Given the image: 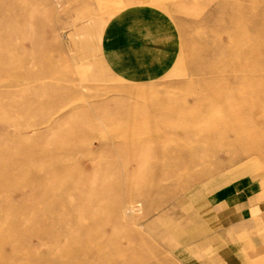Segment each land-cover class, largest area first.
<instances>
[{
	"label": "rangeland",
	"instance_id": "rangeland-1",
	"mask_svg": "<svg viewBox=\"0 0 264 264\" xmlns=\"http://www.w3.org/2000/svg\"><path fill=\"white\" fill-rule=\"evenodd\" d=\"M134 2L0 0V264H190L181 219L201 204L199 183L243 174L260 208L240 238L264 245V0L155 4L179 50L145 83L113 75L99 51L105 26L95 33ZM157 104L189 126L156 131ZM213 248L202 261L223 263Z\"/></svg>",
	"mask_w": 264,
	"mask_h": 264
},
{
	"label": "crops",
	"instance_id": "crops-1",
	"mask_svg": "<svg viewBox=\"0 0 264 264\" xmlns=\"http://www.w3.org/2000/svg\"><path fill=\"white\" fill-rule=\"evenodd\" d=\"M162 1L135 0L123 10L121 7L113 12L100 30H96L97 35L105 26L100 41V56L116 77L133 83L150 82L164 75L175 63L179 31L170 15L155 5ZM92 24H85L84 32H89L87 27ZM73 45L76 49L75 40ZM81 74H84L83 69ZM209 180L207 178L199 183L204 196L201 204L193 205L194 214L186 212L181 219L185 225L184 231L192 237L191 248L195 250L188 252L186 259L190 264H206L199 252L206 247L214 249L216 246L219 256L224 257L221 264H264V245L254 247L240 238L244 233L243 223L251 221L260 208L256 201L259 184L248 174L217 185ZM184 196L188 197L186 193ZM259 240L262 241L260 237ZM168 241V244H173ZM184 247L187 251L190 248ZM175 259L183 264L178 258Z\"/></svg>",
	"mask_w": 264,
	"mask_h": 264
},
{
	"label": "bare ground",
	"instance_id": "bare-ground-1",
	"mask_svg": "<svg viewBox=\"0 0 264 264\" xmlns=\"http://www.w3.org/2000/svg\"><path fill=\"white\" fill-rule=\"evenodd\" d=\"M107 3L109 2V1H106ZM54 3H55V1H54ZM57 3H59V2H57ZM104 5H108V4H104ZM58 6H59V4H58ZM57 6V7H58ZM110 6V5H109ZM253 94V95H252ZM256 95V96H255ZM255 95H254V93H252V92H250V93H248V97L247 98H253V97H256V98H258L259 99V97H258V95L256 94V92H255ZM256 98H255V100H256ZM254 99V98H253ZM252 99V100H253ZM257 99V100H258ZM251 100V101H252ZM254 102V101H253ZM260 102V101H259ZM201 103V102H200ZM199 107H200V104H199ZM177 108V107H176ZM180 108V107H179ZM178 108V109H179ZM182 108V107H181ZM193 110H191V109H186V116H188V117H192V118H199V117H195V116H197V113H198V109L195 107V109L196 110H198V111H194V108H192ZM183 110H185V109H183ZM251 111V113H254V114H257L258 113V111H256V108L252 111V109L250 110ZM250 111H249V113H250ZM184 111H182V113H183ZM177 113H178V110L177 109H170V107L169 106H167V107H165L163 104L162 105H159V104H157L156 105V107H154L151 111H150V114L149 115H151V116H155L160 122H161V125L159 126V128H157V129H155L156 131H161V130H163L164 128H168V129H178L177 127H179V128H186V126H189L188 124H182V125H178V124H181V123H185V122H183V121H181V123H177V119H178V117H177ZM263 113H264V111H263ZM203 114V113H202ZM172 118H175V119H172ZM203 118H205V117H203ZM219 119H220V117H219ZM25 127V126H24ZM192 127H194L193 125H192ZM25 128H28V126L27 127H25ZM195 128V127H194ZM24 130V129H23ZM142 135H146V137L147 138H154L155 139V141H159V140H162L161 139V135H163V134H158V132L157 133H155V134H150V133H148V134H142ZM164 136H166V135H164ZM168 136V135H167ZM22 138H24V137H22ZM140 138V137H139ZM170 138H172V140H174V137L173 136H169V142H170ZM136 139V138H135ZM164 139V138H163ZM25 140H26V138H25ZM166 140V139H165ZM190 140V139H189ZM251 140V139H250ZM188 141V140H187ZM252 141V140H251ZM153 142V141H152ZM151 142V143H152ZM163 142V141H162ZM166 142H168V139H167V141ZM166 142H164V144L166 143ZM153 143H155V142H153ZM152 143V144H153ZM167 144V143H166ZM165 144V145H166ZM165 147V146H164ZM161 148H163V147H161ZM208 151V150H207ZM144 153L145 154H147L145 151H144ZM202 154V153H201ZM138 155V154H137ZM148 155V154H147ZM163 159H161V161H162ZM161 167H163V166H161ZM169 167L170 168H172V169H175L176 168V164L175 163H172L171 165H169ZM179 172V171H178ZM125 210H126V212L128 211V212H130V211H133V205H131V206H126L125 207ZM126 214V213H125ZM89 229V228H88ZM106 229V228H105ZM112 230V229H111ZM92 233H94V232H92ZM86 234V233H85ZM85 234H84V236H85ZM95 234V233H94ZM81 236V235H80ZM83 237V236H82ZM90 237H91V235H90ZM92 237H94L93 235H92ZM91 237V238H92ZM85 239V238H84ZM86 239H87V236H86ZM90 239V238H89ZM95 239V238H94ZM94 241V240H93ZM102 241V240H101ZM100 241V242H101ZM106 241V240H105ZM105 241H103V242H105ZM107 242L109 243V240H107ZM96 244H99V243H97V242H95ZM107 243V244H108ZM114 243V242H113ZM112 243V244H113ZM100 244H102V243H100ZM104 244V243H103ZM92 245V244H91ZM101 246H103V245H101ZM104 246H105V244H104ZM109 246V245H108ZM96 247H98V246H96ZM99 247H100V245H99ZM105 248V247H104ZM110 249H111V247H109ZM102 250V249H101ZM113 250V249H112ZM109 253V252H108ZM110 253H112V252H110ZM107 254V253H106ZM105 254V255H106ZM109 255V254H108ZM114 255V254H113ZM86 256V255H85ZM112 257V256H111ZM103 258H104V252H103ZM107 259V258H106ZM114 259V258H113ZM115 261H116V258L114 259ZM98 262V261H97ZM112 262V261H111ZM110 262V263H111ZM99 263V262H98ZM98 263H96V264H98ZM113 263H115V262H113ZM101 264V263H100ZM103 264V263H102ZM109 264V263H108Z\"/></svg>",
	"mask_w": 264,
	"mask_h": 264
}]
</instances>
